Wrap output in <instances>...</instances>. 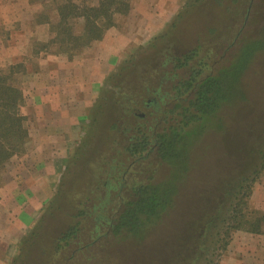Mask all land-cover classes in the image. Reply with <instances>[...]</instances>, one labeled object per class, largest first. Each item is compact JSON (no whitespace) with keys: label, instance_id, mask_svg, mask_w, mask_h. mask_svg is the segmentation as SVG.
Wrapping results in <instances>:
<instances>
[{"label":"rangeland","instance_id":"374dc122","mask_svg":"<svg viewBox=\"0 0 264 264\" xmlns=\"http://www.w3.org/2000/svg\"><path fill=\"white\" fill-rule=\"evenodd\" d=\"M13 1L18 8L25 2ZM28 1L32 9L24 8L18 11L23 17L33 20V24L28 26V30L33 34L28 43L32 45L34 54L48 48L47 50L61 55L67 61H75L70 69L63 67V72L59 75L61 78L80 80L85 71L83 67L89 66V60L95 62L92 63V69L97 64L100 67L106 60L103 57L105 53L111 57L112 65L108 73L99 72L98 79L103 81L96 93L95 101H92L91 108L84 112L78 128L70 135L62 137L65 138L63 144L51 141L50 145L51 138L40 135L41 128H45L47 124L53 125L52 121H41L37 123V128L35 125L31 126L35 134L26 142L27 151L13 156L2 170L0 175L2 193L7 187V193L16 194L20 210L23 206L31 204L29 198L35 203L34 198L37 194L47 193L44 201L35 203L34 209L38 216L18 242L10 264L27 245L26 264H165L175 263L177 260L181 262L185 255L181 251V242L183 237H186L185 222L188 215L201 212L207 203L219 198L223 183L234 182L241 173L252 169L257 161L255 150L260 143H264V50L256 54L243 75L245 100L226 105L217 116L209 120L211 124H205L207 128L191 145L188 169L178 183L176 206L161 225L155 227L143 241L132 235L126 236V233L118 236L109 232L102 239L95 241L96 243L83 248L80 245L90 242L89 236L92 231L89 222L85 220L83 221L85 234L81 244H78L80 241L73 242L55 253L56 239L71 223L78 220L73 215L77 209L84 206V201L105 196L103 189H96L97 185L105 184L107 181L116 184L114 176L119 177V170L127 187L143 182L150 175L154 176L156 181L166 180L171 173L170 166L165 162L159 163V158H155L154 155L150 156V159L142 157L122 163L127 143L124 137L121 138L119 130L112 128L113 122L118 118L116 110L118 99L115 94L118 90L108 78L121 66H131L135 60L138 63L141 60L140 70L145 76H150L153 69L155 72L159 70V63L168 51L173 52L176 49L184 51L195 47L197 31L205 34L207 26L227 23L219 20L217 9L215 11L201 5L202 13L206 15L205 19H202L196 10L178 21V28L175 29L173 36L160 37L156 40L169 31L182 7L190 0H178L180 6L172 9L168 8V3L177 0H123L129 5L127 12L115 14L114 25L103 32L101 39L87 45L82 39L86 24L84 18L70 16L66 19L68 23L60 24L59 8L64 10V7L74 4L77 12H81L84 7L97 5L99 0ZM251 5L248 17L234 28L236 31L239 30L238 37L243 32H248L253 38H259L264 34V0H253ZM165 6L168 9L165 17L171 16V19L162 26V30L157 31L155 28L154 33L148 32L144 35L149 28L144 21L151 19V16L153 18L155 11L162 15ZM70 14L73 16V13ZM11 27L17 30L21 26L13 24ZM63 28H70V32L79 38L60 47L58 42H54L58 34L61 37L72 36L63 33ZM109 30L112 34L110 38L105 39ZM6 31V26L0 23L2 37H6ZM137 36L139 39L135 38ZM204 37L208 38V41L199 57L206 59L215 69H219L229 58L226 48L230 40L226 42L213 35ZM36 57V55L33 58L29 57V63L31 61L33 66H36ZM25 65L26 63L14 65L17 66L14 80L19 85L25 78ZM1 69L8 68L3 66ZM69 71L72 77L67 74ZM105 73H107L105 77H102ZM143 82L146 83L147 80L144 79ZM62 92L65 93L63 90ZM101 102L106 104V107L100 109L98 106ZM147 111V108L135 107L136 115H144ZM63 131L62 126L56 132ZM42 144L44 149L41 147ZM61 146L65 151L59 150ZM115 156L118 159L113 163L116 170L113 173L110 164ZM151 160L153 162L150 164ZM246 174L249 182H252L246 212L252 218L257 214H264V170L256 180H252L256 176L254 173ZM116 194L118 193L115 190L109 191L110 197L118 199ZM120 194L126 195V191L123 190L122 193L120 191ZM25 240H28V244H25ZM208 259L212 264H263L264 233L253 234L238 230L233 234L225 252L210 256Z\"/></svg>","mask_w":264,"mask_h":264},{"label":"trees","instance_id":"16d2710c","mask_svg":"<svg viewBox=\"0 0 264 264\" xmlns=\"http://www.w3.org/2000/svg\"><path fill=\"white\" fill-rule=\"evenodd\" d=\"M252 2L253 0L188 1L169 31L156 40L173 36L178 28V21L196 10L205 19L201 5H204L203 8L210 7L211 10L217 9L219 20L227 24L207 26L205 34L197 31L195 47L184 51H168L159 63V70L155 72L153 69L150 76H145L140 70L141 60L139 63L135 60L131 66H121L108 78L118 90L115 93L118 99V118L113 122L112 128L118 129L121 138L124 137L127 143L122 163L142 157L150 159L154 155L159 158V163L165 162L170 166L171 173L166 180L156 181L150 175L143 182L127 187L119 170V177L114 176L116 184L107 181L97 185L96 189H103L105 196L84 201V206L73 215L78 220L71 223L56 239L55 253L73 242L80 241L78 244H81L85 234V220L89 222L92 231L90 242L80 245L83 248L102 239L109 232L118 236L126 233V236L132 235L143 241L169 216L176 206L178 183L188 169L191 145L207 128L205 124H211L209 120L217 116L220 110L226 105L245 100L242 78L256 54L264 50V34L253 38L248 32H243L238 37L239 30L234 28L248 17ZM128 8L129 5L123 0H99L97 5L84 7L81 12H77V7L71 4L64 7V10L59 8V21L64 25L68 23L66 19L70 16L83 17L86 24L82 39L88 45L101 39L103 32L114 25V15L127 12ZM62 32L72 36L61 37L58 34L54 42H58L60 47L79 38L70 32V28H63ZM208 35L220 37L226 42L230 40L226 48L229 58L219 69L199 57L208 41L204 36ZM16 67L0 70V175L13 156L24 153L29 138L27 118L21 113L24 93L14 80ZM144 79L147 80L146 83L143 82ZM98 107L102 109L106 104L101 102ZM135 107L147 108L148 111L144 115H136ZM255 152L257 161L252 169L241 173L232 183H223L219 198L207 203L201 212L188 215L185 222L186 237L181 242V251L185 255H181V262L177 260L175 263L165 264H212L208 258L225 252L236 231L264 233V214L250 218L246 212L248 194L252 187L246 173H254L256 176L252 180H256L264 170V143H260ZM117 159L115 156L111 160L113 173L116 172L113 163ZM152 162L151 160L150 164ZM110 190L118 193V199L110 197ZM123 190L126 195L120 194ZM25 244H28V240ZM27 247L28 245L21 249L11 264H26Z\"/></svg>","mask_w":264,"mask_h":264},{"label":"crops","instance_id":"0c3cea01","mask_svg":"<svg viewBox=\"0 0 264 264\" xmlns=\"http://www.w3.org/2000/svg\"><path fill=\"white\" fill-rule=\"evenodd\" d=\"M29 2L25 0L22 6L18 8V5L13 0H0V23H3L7 29L6 37L0 35V67L5 66L9 68L18 63H26L25 78L19 86L22 88L25 97L21 113L27 118L26 123L29 137L35 134L31 127L32 125H35V128H37V123L41 121H52L53 125L47 124L46 126L45 124L47 129L46 127L41 128L40 135L43 134L45 137H50V145L52 144L51 141H59V144H63L65 138L62 137L70 135L73 130L78 128L83 114L93 105L92 101H95L96 93L103 81L98 79V74L99 72L108 73L112 60L105 53L106 55L104 54L103 57L106 60L100 67L96 63L97 65L92 69V63L95 62L93 60L90 62L89 60V66L83 67L85 71L82 69L84 74L80 80L78 79L79 81L74 80V78H61L59 75L63 72V67L65 66L70 69L73 67L72 64L75 61H67L61 55L47 50L48 48L34 54L32 45L28 43L33 36L31 31L28 30V26L33 24V20L29 17H23V14L18 11V9L22 10L24 8L27 10L32 9ZM178 3V0L177 2L172 1L168 3V8H178L180 6ZM15 8L16 10H14ZM167 12L168 9L165 6V12L162 15L155 11L153 18L152 16L151 19L149 18L150 21H144L145 25L149 26L147 32L144 31V35L148 34V32L154 33L155 28H157V31L162 30V26L171 19V16L165 17ZM13 24L21 27L15 30L11 27ZM7 25L10 27H7ZM110 34H112L111 30L106 33L105 39L110 38ZM135 38L139 39L138 36ZM35 55L37 56V62L36 66H33L31 61L29 63V57L33 58ZM68 73L72 77V73L70 71ZM107 73L102 77H105ZM59 125L64 127L62 133L56 132L61 128ZM36 130L34 129V131ZM41 147L44 149L43 144ZM59 150L63 152L65 148L61 146ZM26 151L27 148L25 146ZM0 191V264H10L18 242L23 238L25 231L33 225L38 216L36 209H34V207L36 208L35 205L44 201L47 193L45 192L44 194L42 192V195L37 194L34 198L36 204L32 200H29V198L28 201H31V204L23 206L24 210H20L17 205L16 194L7 193V187H5L2 193V186H0ZM26 223L28 224L25 225Z\"/></svg>","mask_w":264,"mask_h":264}]
</instances>
